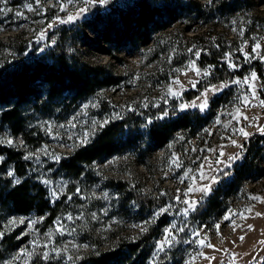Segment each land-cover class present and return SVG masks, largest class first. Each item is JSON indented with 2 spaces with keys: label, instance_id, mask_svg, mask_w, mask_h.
<instances>
[{
  "label": "rangeland",
  "instance_id": "obj_1",
  "mask_svg": "<svg viewBox=\"0 0 264 264\" xmlns=\"http://www.w3.org/2000/svg\"><path fill=\"white\" fill-rule=\"evenodd\" d=\"M130 1L0 0V62L12 55L15 58L19 44L25 39L34 40L32 43L37 51L51 53L49 47L58 37L55 28L62 24L60 20L67 21L72 16L73 19L66 23L75 28L62 43L68 57L104 65L106 71L118 78L114 85L98 88L76 102L53 100L38 107L33 104L21 106L22 126L31 137H35L31 143L42 139L39 146L28 143L22 134H15L7 123L0 122V141H3L0 144L22 152V174L15 173V178L30 179L29 183L33 181L42 185L46 197L56 205V216L47 222L45 216L35 211L17 213L0 205V249H5L0 264H31L32 259L42 257L45 251L48 258L68 263L88 251L115 249L126 241L137 240L146 232H141L138 225L148 230L162 215L169 220L147 245L144 264H154L162 255H165L162 259L165 264H186L189 261L191 264H230L232 257H235V264H264V243H261L264 241V203L249 199L250 195H255L264 200V145L256 158L262 169L254 176L244 177L238 188L225 194L219 210L193 224L188 222L193 211L187 217L181 214L186 207L185 199L197 201V207L229 180L235 165L243 160L244 143L253 135L261 134L257 129L264 126V107L261 106L264 75L250 66L245 68L243 75L219 81L192 100H181L180 97L216 72L215 65L208 64L202 69L197 65L195 52H201L204 43L224 42L228 48L227 66L231 70L243 69L245 62L264 55V0H232V3L231 0H156L171 6L179 4V8L158 19L156 28L148 31L145 43L106 41L101 35L103 20L98 21L97 29L88 25L92 18L88 9L91 5L101 4L104 16L112 15L113 18L114 11ZM222 3L224 7L219 12ZM28 4L31 10L25 7ZM81 8L85 10L81 12ZM82 31L87 34L85 39L80 36ZM256 43L261 47L257 53H252ZM185 48L192 49L190 57L176 68L171 66L172 60ZM244 53H248L249 58ZM191 62H195L199 74L190 67ZM229 63L235 67H229ZM205 71L209 75H204ZM253 72L255 80L251 79ZM245 79L248 84L244 83ZM169 88L178 95L170 93ZM228 89L231 92L227 100L214 102L216 96ZM35 90L42 96L43 84H38ZM175 99L179 102L172 105ZM204 99H207L208 107L203 111L199 107H180L181 104L199 105ZM244 100L248 106L242 102ZM157 105H165L167 115L165 112L146 114V109ZM7 106L2 104L0 108ZM192 111H198L200 116L189 129L173 131L166 142L156 146L144 140L155 117L169 120ZM127 114V121H131L128 125H136L137 133L144 134L136 146L123 147L93 160L84 166L77 179L53 158L83 145L81 140L85 135L90 141L98 127L105 125L104 121ZM93 121L97 123L93 124ZM240 128L250 135L239 134ZM7 139L14 143L8 145ZM233 140L236 145L232 144ZM29 154L33 155L25 159ZM233 155L239 158L230 161L228 157ZM3 157L0 182H5L6 178L13 182L7 172H15V163H4L6 157ZM189 185L195 189L209 185L211 190L207 195L193 191L185 196ZM133 189L158 196L164 202L153 209H142L130 198ZM161 207L168 211L156 216ZM247 208L251 211H245ZM230 211L242 212L247 217H232L235 231L231 221L224 220ZM69 215L71 220L66 218ZM21 218L25 223H19ZM11 220L16 223L10 224ZM29 221L36 222L30 227ZM145 221L151 222L145 224ZM173 224L184 231H176L171 246H165L164 251L159 252L157 244L164 239V229ZM216 224L220 226L219 234ZM248 225L252 226L251 230ZM194 231L199 232L200 239L206 236V243L214 247L196 243L198 237L192 234ZM4 235L10 241L2 244ZM33 241L37 244L34 245ZM22 250L30 255H21ZM18 256L20 258L16 259Z\"/></svg>",
  "mask_w": 264,
  "mask_h": 264
},
{
  "label": "trees",
  "instance_id": "obj_2",
  "mask_svg": "<svg viewBox=\"0 0 264 264\" xmlns=\"http://www.w3.org/2000/svg\"><path fill=\"white\" fill-rule=\"evenodd\" d=\"M230 2L232 3V0ZM176 7L179 8V4L171 6L156 0L153 3L149 0H131L126 6L114 11L115 17L113 15L112 18V15L104 16L105 12L102 10L101 4H93L88 7L92 18L87 23L97 29L98 21L103 20L101 35L106 41L115 40L117 44L145 43L147 42L148 31L156 28L158 19L163 14L171 15ZM223 7L224 4L222 3L218 7L219 12ZM74 28L75 26L71 23H62L55 28L58 37L55 44L49 47L51 53H45L44 50L37 51L34 43H32L35 41H26L25 39L23 44H19L15 58L12 55L9 59L0 62V106L2 104L8 105L6 108H0V122L7 123L15 134H22L28 143H31L35 137H31L22 126L21 106L33 104V106L38 107L45 101L53 100L76 102L94 93L98 88L117 83L116 75L106 71L104 65H94L81 60H72L68 57L62 43L73 32ZM78 31H80L79 28ZM79 33L82 39L87 36L84 31ZM227 51L228 48L224 42L208 41L204 43L200 56L197 58V65L200 69L208 64L215 65L216 72L206 80L199 82L194 88L183 92L180 96L181 100H192L199 96L205 88L219 81L232 80L236 76L243 75L246 71L245 68H250V66L255 67L260 75H264V60L259 58H254L248 63L245 62L246 67L243 69H229ZM189 53V49H183L182 54L172 60L171 66L178 67L186 58L190 57ZM12 58H14L13 61ZM38 84H43L42 96L35 90ZM230 92L231 89H228L216 96L214 102L227 100ZM262 96L264 98V91H262ZM178 102L175 99L172 101V105H177ZM165 110V105H157L152 109H146L145 112L146 114H155L156 112L164 113ZM128 116L127 114L121 118H110L105 125L98 127L90 141L70 152L60 153V159L56 162L62 169L71 172L74 179H77L83 173L84 166L93 160L110 155L123 147L136 146L138 141L139 143L140 140L142 141L141 138L144 134L137 133L136 125H128L131 122L127 121ZM199 116L198 111H192L176 115L169 120L155 117L148 126L144 140H149L155 146L163 144L173 131L192 127L199 120ZM41 142L42 139H37L31 144L39 146ZM263 145L264 135L262 134L253 135L244 143L243 160L235 165L233 176L197 205L188 219L190 224L219 210V205L225 194L238 188L244 177L254 176L262 169L256 158L262 152ZM0 155L6 157L4 163H15L16 174H22L21 151L0 144ZM4 181L3 183L0 182V205L2 207L17 213L35 211L45 216V222L56 216V205L46 197L42 185L33 181L29 183L30 179H21L18 184L9 178L4 179ZM129 194L130 198L142 209H153L164 202L162 198L140 190L133 189ZM168 220L166 215H162L137 240L126 241L115 249L98 252L88 251L82 257L68 263H63L59 259H44L38 256L31 260V264H144L148 252L147 245ZM13 238L11 237L12 240ZM8 241L10 240L4 235L2 244ZM4 252L5 249H0V258ZM164 256L162 255L154 264H165L162 260L165 258Z\"/></svg>",
  "mask_w": 264,
  "mask_h": 264
},
{
  "label": "snow or ice",
  "instance_id": "obj_3",
  "mask_svg": "<svg viewBox=\"0 0 264 264\" xmlns=\"http://www.w3.org/2000/svg\"><path fill=\"white\" fill-rule=\"evenodd\" d=\"M69 2H71V0H69ZM100 2H101V3H104L105 0H100ZM25 7L29 8V10H31V5H30V4L25 5ZM84 10H85L84 8H81V9H80L81 12H83ZM72 19H73V17H72V16H69L67 21H66V20H60V22H61V23H66V22H68V21H71ZM49 27H51V25H50ZM40 38H41V39L44 38V37H43V33H41V37H40ZM260 47H261V45H260L259 43H256V44L252 47V53H257V50H258ZM189 51H192V49H189ZM241 51H243V49H241ZM195 55H196V57L198 58V57L200 56V52H199V51L195 52ZM226 55H228V54H226ZM244 55H245L246 58H249V54H248V53H244ZM260 59L264 60V55H261V56H260ZM190 67H191L193 70H195V71L197 72V74H199V71H200V70H199V69H196L195 62H191ZM229 67H235V65L229 63ZM185 74H186V73H185ZM204 75H209V72L205 71V72H204ZM251 79H252V80H255V79H256V74H255L254 72L251 74ZM175 82H176V83H179V81H175ZM233 83H239V81H233ZM244 83H245V84H248L249 81H248L247 79H245V80H244ZM193 86H195V85H193ZM212 90H215V89H212ZM168 91H169L170 93H172L173 95H178V93H173L171 88H169ZM253 98H255L254 95H253ZM242 102L245 103V106H248V102H247V100H244V101H242ZM261 106L264 107V101H261ZM85 107H87V105H86ZM180 107H181V109H184V108H187V107H199L200 110L203 111L204 109H206V108L208 107V101H207V99H204V100L201 101V103H200L199 105H197V104H195V103H193L192 105L181 104ZM117 115H118V114H117ZM164 115H167V113L165 112ZM240 115L242 116V113H240ZM234 118H235V117H234ZM244 119H247V117H244ZM96 123H97L96 121H93V124H96ZM103 123L106 124L107 121H104ZM217 123H219V120H217ZM73 126H74V125H73ZM101 126H103V125H101ZM257 130H258L262 135H264V126H260V127H258ZM238 131H239V134L243 135L244 137H247V136L250 135V134H249L248 132H246L243 128H240ZM0 142H3V141H0ZM87 142H88V141H87V135H85V137L81 140V144H86ZM6 143H7L8 145H12V144L14 143V141H13L12 139H7V140H6ZM232 144H233V145H236V141L233 140V141H232ZM239 147H242V146H239ZM32 155H33V154H29L28 156H25V159H29V158H31ZM220 155L222 156V155H223V152H221ZM53 158H54L56 161H59V159H60L59 156H55V155H54ZM238 158H239L238 155H233V156L228 157V159H229L230 161H231V160H236V159H238ZM3 159H4V157H3V156H0V161H2ZM217 162H219V161H217ZM7 175H8L9 177H12V178H13V182H14V183H17V184L20 183L19 179H16V178H15V172H14L13 170H9V171L7 172ZM201 177L203 178V173H201ZM44 182H45V183H48V181H44ZM210 190H211V189H210V186H209V185H204V186L200 187L199 189H195V188H193V186L189 185V187L187 188V191L184 193V195H185V196H188L189 193H191V192H193V191H200V192H202L203 194L207 195V194L210 192ZM53 195L55 196L56 193H53ZM176 199L179 200V197H176ZM249 199H251V200H255V201H258V202H261V203H264V200H262L261 197H259V196L250 195V196H249ZM183 203L186 205V207L183 208V209L181 210V214H182L183 216L187 217V215L189 214L190 211H195V209H196V204H197L198 202L195 201V200H191V199H185V200L183 201ZM167 211H168L167 208H165V207H161L155 215H156V216H159V215H161V214L166 213ZM245 211H251V208H247V209H245ZM257 215H261V214H260V213H257ZM233 216H240V218H242V219H246L247 217H245L244 214H243L242 212H231V211H230V213H229L228 215H225V216H224V220H229V221H231V223H232V225H233V231H235L236 225H235V221L232 219ZM66 218L69 219V220L72 219V217H71L70 215H69L68 217H66ZM41 219H42V218H41ZM35 222H36V221H29V222H28V223H29V226L31 227V225L34 224ZM150 222H151V221H145V224L150 223ZM9 223H10V224H14V223H16V221H15V220H11V221H9ZM19 223H25V220H24L23 218H21L20 221H19ZM57 223H59V221H57ZM61 227H62V226H61ZM137 227H140L141 232H145V231H147V228L144 227V226H139V225H138ZM215 227H216L217 232H218V234H219V227H220L219 224H216ZM248 228H249V230H251L252 226H251V225H248ZM176 231L183 232V231H184V228H182V227H181V228H177V225L173 224V225L171 226V228H165V229H164V233H165L164 239H163L162 241L158 242V244H157V249H158L159 252H163L164 249H165V246H169V247L171 246L172 242L176 239V236H175V232H176ZM192 234H193L194 236H197V237H198V239H197L195 242L198 243L199 245H201V246H205V247H209V248L214 247L212 244H210V243H206V240H207V237H206V236H205L204 238L200 239V238H199V235H200L199 232L194 231ZM240 239L243 240L244 237L241 236ZM261 243H264V241H261ZM33 244L36 245L37 242H36V241H33ZM39 247H46V245H39ZM53 251H55V249H53ZM21 255H30V254L27 253L26 251L22 250ZM198 255H200V256H204L203 253H198ZM19 258H20L19 256L16 257V259H19ZM42 258L47 259V258H48V252H46V251L43 252V256H42ZM204 258H205V259H208V257H204ZM191 259L194 260L195 257H192ZM186 264H191V261L186 262ZM230 264H235V257H232V259H231V261H230Z\"/></svg>",
  "mask_w": 264,
  "mask_h": 264
}]
</instances>
